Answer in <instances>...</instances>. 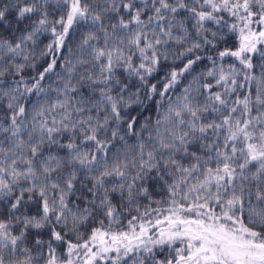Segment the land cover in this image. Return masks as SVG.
I'll return each instance as SVG.
<instances>
[{
  "label": "snow or ice",
  "instance_id": "snow-or-ice-1",
  "mask_svg": "<svg viewBox=\"0 0 264 264\" xmlns=\"http://www.w3.org/2000/svg\"><path fill=\"white\" fill-rule=\"evenodd\" d=\"M0 264H264V0H0Z\"/></svg>",
  "mask_w": 264,
  "mask_h": 264
}]
</instances>
